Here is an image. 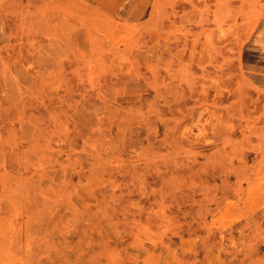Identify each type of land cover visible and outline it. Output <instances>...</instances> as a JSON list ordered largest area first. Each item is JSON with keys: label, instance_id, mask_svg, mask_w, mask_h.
I'll list each match as a JSON object with an SVG mask.
<instances>
[{"label": "rangeland", "instance_id": "rangeland-1", "mask_svg": "<svg viewBox=\"0 0 264 264\" xmlns=\"http://www.w3.org/2000/svg\"><path fill=\"white\" fill-rule=\"evenodd\" d=\"M0 264H264V0H0Z\"/></svg>", "mask_w": 264, "mask_h": 264}]
</instances>
